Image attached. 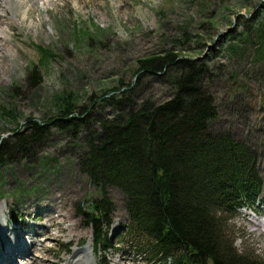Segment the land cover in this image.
Returning <instances> with one entry per match:
<instances>
[{
	"label": "rangeland",
	"instance_id": "rangeland-1",
	"mask_svg": "<svg viewBox=\"0 0 264 264\" xmlns=\"http://www.w3.org/2000/svg\"><path fill=\"white\" fill-rule=\"evenodd\" d=\"M8 5L0 0V141L13 139L28 119L47 122L57 113L56 94L73 91L90 105L88 96L97 99L122 81L132 84L140 58L171 48L208 63L212 75L205 85L218 111L211 129L228 131L255 149L264 172V0H9ZM40 47L56 56L42 65ZM38 63L41 82L33 84L30 68ZM151 86L143 85L141 94ZM10 109L18 114L15 120L3 114ZM74 150L71 136L54 130L34 161L19 159L0 169L8 225L25 231L23 239L39 241L35 254L42 264H64L74 246L94 240L79 205L98 198L100 190L79 170ZM108 193L115 206L108 229L112 242L109 249L93 243L97 264H151L123 237L129 222L124 194L116 188ZM256 205L260 208L252 211L264 216V192ZM13 208L20 216L16 222ZM258 221L250 210L232 217L237 247L264 257V224ZM23 254L15 264H32L37 257ZM9 258L7 253L3 263Z\"/></svg>",
	"mask_w": 264,
	"mask_h": 264
},
{
	"label": "trees",
	"instance_id": "trees-1",
	"mask_svg": "<svg viewBox=\"0 0 264 264\" xmlns=\"http://www.w3.org/2000/svg\"><path fill=\"white\" fill-rule=\"evenodd\" d=\"M40 49L42 65L56 56ZM138 64L132 84L122 81L97 99L88 96L90 105L73 91L56 94L57 113L47 122L28 119L13 139L0 141V169L34 161L54 130L69 134L79 170L100 190L79 205L95 249L111 247L115 206L108 192L116 188L129 220L123 237L151 264H264L253 248L237 247L232 223L240 208H260L259 154L228 131L211 129L218 111L205 85L212 75L208 63L169 48ZM42 65L30 68L33 84L41 82ZM147 82L151 90L141 94ZM3 114L18 116L11 109ZM10 213L20 219L16 209Z\"/></svg>",
	"mask_w": 264,
	"mask_h": 264
},
{
	"label": "bare ground",
	"instance_id": "bare-ground-1",
	"mask_svg": "<svg viewBox=\"0 0 264 264\" xmlns=\"http://www.w3.org/2000/svg\"><path fill=\"white\" fill-rule=\"evenodd\" d=\"M35 1V0H34ZM42 1L46 3L47 0H36V2ZM5 2V7H8L9 0H4ZM1 29H0V34H1ZM259 202V199L256 200V203ZM6 206L5 203H0V264L3 263L4 258L8 255L11 256L8 261H5L3 264H8L9 261H11L13 264L16 263L15 258L20 256V255H26L23 254L25 252L33 254V256H37L32 264H42L41 261L43 260L40 258L38 255L35 253L38 252L39 250V241H31L30 240H25L23 239V235L25 231L22 232V230L16 231L14 226L12 225L11 227L8 225V213L6 211ZM247 211L250 210V213L253 214V217L258 221L261 218H263L260 222L261 224H264V216L259 217L257 214L252 211L253 209H249L247 207L240 208L237 213L242 212V211ZM236 213V214H237ZM235 214V215H236ZM45 229V228H44ZM35 229H31L25 234L30 233L31 231H34ZM11 231L12 234L7 235V233ZM2 236V237H1ZM92 238H89L88 243L82 247H79L78 245L74 246L73 248V253L69 255V260L65 259L64 264H97V260L95 259L94 253L93 252V242ZM95 250V249H94ZM20 253V254H19ZM29 262V261H28ZM28 262L26 264H28Z\"/></svg>",
	"mask_w": 264,
	"mask_h": 264
}]
</instances>
